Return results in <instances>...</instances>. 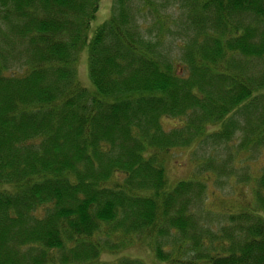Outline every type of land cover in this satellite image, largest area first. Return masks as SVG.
<instances>
[{"label": "trees", "instance_id": "trees-1", "mask_svg": "<svg viewBox=\"0 0 264 264\" xmlns=\"http://www.w3.org/2000/svg\"><path fill=\"white\" fill-rule=\"evenodd\" d=\"M179 2L173 54L165 0H116L90 38L100 0H0V264H143L117 259L139 246L158 263L264 264V168L213 231L198 217L224 168L204 160L208 177L170 190L165 173L175 152L229 140L234 114L244 150L263 147L264 0Z\"/></svg>", "mask_w": 264, "mask_h": 264}, {"label": "rangeland", "instance_id": "rangeland-1", "mask_svg": "<svg viewBox=\"0 0 264 264\" xmlns=\"http://www.w3.org/2000/svg\"><path fill=\"white\" fill-rule=\"evenodd\" d=\"M157 2H163V0H155ZM168 3L164 7H159V10L163 14L171 15L168 25H172L170 28V34L167 38V44L169 50L173 54L180 53L181 41H184L186 37L179 33L181 27L175 25H181V17L185 12L181 8L182 3L179 0H165ZM140 2V1H139ZM138 2V3H139ZM114 4L116 0H100L98 12L95 18L90 22V26L87 30V36L89 38L94 34L96 29H98L102 24L107 22L113 15ZM141 5V3H140ZM116 6V5H115ZM139 23H142L144 18L138 16ZM146 25H151L153 22V16L151 14L146 15ZM85 48L81 51L79 60L76 64V78L81 87L91 91L92 85L88 76V63H87V51ZM180 66H178L179 68ZM255 69H259V65H254ZM237 125L234 129L229 140H223L222 142H210L205 141L201 146H196V148H185L184 150H179L174 154L170 155V158L166 161V178H167V189L170 190L178 181L188 180L189 177H195L197 179H202L203 177H208L207 175H201L205 173V168L208 166H197L204 160H211L217 162L215 166L221 169L224 168V172L218 171L214 174L210 168L208 171L211 172V177L209 178V184L206 188V198L204 203H202V208L200 211V216L198 221L205 227L208 226L210 230H219V228L224 225V217L217 212L223 213L221 208L230 209V207H235L240 203V195H244L247 199L251 198V187L248 184L246 178H255L259 174L260 170L264 168V138L263 147L251 146L248 151H245L243 146L244 139L248 135L246 132L248 122L244 119L241 114H234L231 117ZM165 120V119H164ZM165 128H172L176 126L175 120L163 121ZM212 129V128H211ZM211 129H209L210 132ZM248 137H252L248 135ZM233 161V162H232ZM214 165V164H212ZM240 181L243 184H238ZM217 205V210H214L212 204ZM210 205H212L210 207ZM220 206V207H219ZM199 211V207L197 209ZM198 214V213H197ZM145 245V244H143ZM146 246V245H145ZM151 250L148 246L146 248L138 247L137 249L128 250L127 253L120 254L119 258H139L143 264H165L158 263L152 257ZM187 258V256L185 257Z\"/></svg>", "mask_w": 264, "mask_h": 264}]
</instances>
